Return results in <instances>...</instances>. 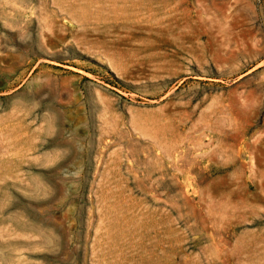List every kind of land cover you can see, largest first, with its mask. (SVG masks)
I'll return each mask as SVG.
<instances>
[{
    "label": "rangeland",
    "instance_id": "1",
    "mask_svg": "<svg viewBox=\"0 0 264 264\" xmlns=\"http://www.w3.org/2000/svg\"><path fill=\"white\" fill-rule=\"evenodd\" d=\"M0 264H264V0H0Z\"/></svg>",
    "mask_w": 264,
    "mask_h": 264
},
{
    "label": "bare ground",
    "instance_id": "2",
    "mask_svg": "<svg viewBox=\"0 0 264 264\" xmlns=\"http://www.w3.org/2000/svg\"><path fill=\"white\" fill-rule=\"evenodd\" d=\"M181 17H184V16H181ZM164 18H165V17H164ZM172 18H173V17H171V19H172ZM178 18H179V17H178ZM171 19H170V20H171ZM170 22H171V21H170ZM170 22H169V23H170ZM174 22H175V21H174ZM165 25H166V24H165ZM163 27H164V26H163ZM165 28H166V27H165ZM162 134H163V133H162ZM164 136H165V135H164ZM170 137H171V136H170ZM179 137H180V136H179ZM152 138H154V137H152ZM156 138H157V137H156ZM175 138H176V137H175ZM172 139H173V138H172ZM176 139H177V138H176ZM179 139H180V138H179ZM166 140H167V139H166ZM173 140H174V139H173ZM181 140H182V138H181ZM219 246H220V245H219Z\"/></svg>",
    "mask_w": 264,
    "mask_h": 264
},
{
    "label": "crops",
    "instance_id": "3",
    "mask_svg": "<svg viewBox=\"0 0 264 264\" xmlns=\"http://www.w3.org/2000/svg\"><path fill=\"white\" fill-rule=\"evenodd\" d=\"M151 165L154 166V161H152V164H150V163L148 162V167H150Z\"/></svg>",
    "mask_w": 264,
    "mask_h": 264
}]
</instances>
